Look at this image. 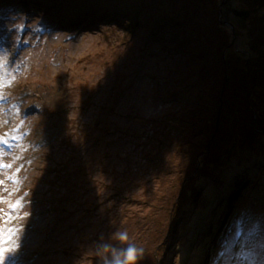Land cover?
Returning a JSON list of instances; mask_svg holds the SVG:
<instances>
[{
	"label": "rangeland",
	"instance_id": "1",
	"mask_svg": "<svg viewBox=\"0 0 264 264\" xmlns=\"http://www.w3.org/2000/svg\"><path fill=\"white\" fill-rule=\"evenodd\" d=\"M79 1L0 0V225L22 202L8 264H103L129 245L134 264H264L254 191L212 239L190 208L196 183L218 192L204 163L264 117V0H114L144 14L86 28L65 19Z\"/></svg>",
	"mask_w": 264,
	"mask_h": 264
},
{
	"label": "trees",
	"instance_id": "2",
	"mask_svg": "<svg viewBox=\"0 0 264 264\" xmlns=\"http://www.w3.org/2000/svg\"><path fill=\"white\" fill-rule=\"evenodd\" d=\"M7 1L8 2L1 4V7L4 5L7 7V4L9 3L10 5L12 4L14 8H20L25 2H28V0ZM29 1L32 4H35L33 6L42 7V4L38 2V0ZM65 1L71 2L73 4L72 6H74L75 1L77 0ZM89 2V0H80L78 5L80 7L86 6L87 9L77 15L67 14L69 17L66 16L65 19L68 22H71V26L82 24L84 20L89 22L87 25L83 24V28L95 24H116L119 22L125 24V21L128 25L134 26V24L140 20V17L138 16L144 14L141 6L136 9L128 8L114 0H98L96 5L90 4ZM53 8H55L54 5ZM133 11V19L127 18L128 14L133 13ZM233 14L238 15L234 10ZM232 18L233 15H231L230 19ZM156 38L157 37H155V39ZM261 106L262 114H264V104L262 103ZM251 130H253V126H250V131ZM253 134H255L256 138L260 134H264V117H261L259 126L254 127L253 132H249L248 135L244 134L246 135L245 137L238 136L237 139H239L235 140L236 144L229 150L225 151V153L224 151H221L218 154L222 149L220 148V150L217 151L218 155L216 154L215 158H210L204 163L205 171L200 178L203 177L206 180H211L212 182L209 184L212 189H217L219 193L217 192L215 194L213 201L211 199V202H208L207 193L204 196L201 195L205 190L206 184L203 186V183H196L195 191L190 199V208L191 206H194L195 221L203 222L204 225H201L200 228H203V234L207 238L212 239L215 236L220 235L232 224V217L236 213L234 207H239L240 201L242 200L240 193L243 191H254V198L257 201L256 204H258V201L260 200L259 204L264 205V135L260 138L261 145L259 147L250 139ZM239 161H242L245 164L241 166ZM231 166H234L231 175L229 174V178L224 183L222 180L224 178V171L222 172V170L226 169V172L228 173ZM235 168L236 171L234 170ZM224 185H227V187ZM191 229H194V225L191 226ZM193 241H195V238L192 239V242ZM201 262H203V260Z\"/></svg>",
	"mask_w": 264,
	"mask_h": 264
},
{
	"label": "snow or ice",
	"instance_id": "3",
	"mask_svg": "<svg viewBox=\"0 0 264 264\" xmlns=\"http://www.w3.org/2000/svg\"><path fill=\"white\" fill-rule=\"evenodd\" d=\"M6 67H8L7 63L0 64V69L6 68ZM11 74H12L11 72H8L6 75H11ZM0 83L10 84L11 81L5 80L3 76H0ZM4 100H5V97L0 96V101H4ZM11 139L16 140L17 137L12 136ZM5 144H8V141L6 139H0V145H5ZM8 146L11 147V145H8ZM8 167H10V165L0 164V168H8ZM17 171H19V169H17ZM10 179H12L13 182H17L15 176L11 177ZM0 202H3V201L0 200ZM21 206H22V202L19 199L15 201L14 203L9 204L10 211L9 213L5 214L6 218L4 219L3 225H0V245L5 244L9 240H12L13 236L19 231L18 228L10 226V222L13 219L19 218V217H14L11 213L12 211L16 210L17 208ZM243 227H244L243 221H237V224H236V234L237 235H239L242 232ZM14 251H15L14 247L0 246V264H8V260L10 259V256L12 253H14ZM223 255L224 254L221 253V255L217 257V260L220 261L221 264H227V262L223 260Z\"/></svg>",
	"mask_w": 264,
	"mask_h": 264
},
{
	"label": "clouds",
	"instance_id": "4",
	"mask_svg": "<svg viewBox=\"0 0 264 264\" xmlns=\"http://www.w3.org/2000/svg\"><path fill=\"white\" fill-rule=\"evenodd\" d=\"M121 240H126V234L120 235ZM102 247L108 248L107 245ZM115 253V250H113ZM142 253V249H137L134 246L129 245L126 249L123 250V259L119 258V253H115L111 258L105 257L103 264H134L137 261L139 254Z\"/></svg>",
	"mask_w": 264,
	"mask_h": 264
},
{
	"label": "bare ground",
	"instance_id": "5",
	"mask_svg": "<svg viewBox=\"0 0 264 264\" xmlns=\"http://www.w3.org/2000/svg\"><path fill=\"white\" fill-rule=\"evenodd\" d=\"M7 5H8V4H7ZM4 6L6 7V5H4ZM37 7H38V6H37ZM9 8H13V7H10V6H9ZM6 9H8V7H7ZM2 154L5 155L6 153L2 151ZM3 161H7V160H5V159H0V164L4 165V164L2 163ZM0 171H1L2 175L5 174V172L3 171V168H0ZM207 182H208V183H211L212 181H211V180H208ZM8 185H9V184H8Z\"/></svg>",
	"mask_w": 264,
	"mask_h": 264
}]
</instances>
